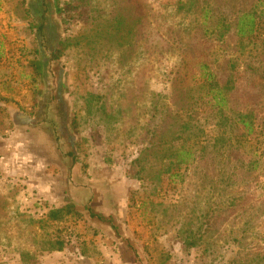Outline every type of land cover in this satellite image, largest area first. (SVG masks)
I'll return each mask as SVG.
<instances>
[{
  "label": "rangeland",
  "instance_id": "374dc122",
  "mask_svg": "<svg viewBox=\"0 0 264 264\" xmlns=\"http://www.w3.org/2000/svg\"><path fill=\"white\" fill-rule=\"evenodd\" d=\"M177 1L79 11L73 0H0V264H23L21 252L26 264H264V190L223 193L217 170L178 163L184 136L136 161L152 95L192 87L197 57L221 61L225 49L202 31L215 17L178 14ZM214 1L220 21L260 14L252 53L264 54V0ZM88 94L105 95L114 119L88 114ZM192 235L198 246L185 247Z\"/></svg>",
  "mask_w": 264,
  "mask_h": 264
},
{
  "label": "trees",
  "instance_id": "16d2710c",
  "mask_svg": "<svg viewBox=\"0 0 264 264\" xmlns=\"http://www.w3.org/2000/svg\"><path fill=\"white\" fill-rule=\"evenodd\" d=\"M73 1L80 11L88 9L93 0ZM214 3V0H183L176 3L178 14L202 16L205 21L215 17L216 20L209 21L202 31L204 35L209 34L222 43L225 49L220 55L221 61L210 59L212 55L209 54L196 58L197 63L193 68L197 70V75H192V87H173L169 96L162 93L152 95L149 121L143 127V136L147 138L143 145L146 147L140 152L145 156L136 161L140 163L147 159V152L160 154L166 145L184 136L188 146L179 152L181 159H177L178 163L190 165L202 162L207 169L205 175L211 168L217 170L216 183L223 193L234 189L238 182L264 190V181L261 180L264 178V54L252 53L255 47L253 35L260 14L254 13V10H243L233 19L220 21ZM41 32L42 27L37 26L38 38ZM231 37L235 38L232 47L226 41ZM56 58L58 55L56 57L53 52L49 61ZM256 81L258 83L254 84ZM86 99L88 114L100 112L104 120L114 119L102 101H106L105 95L88 94ZM166 101L172 107L161 109ZM205 125L209 128L206 133ZM201 134L203 140L200 139ZM245 146L247 160L238 168L232 163L238 161L237 155H241V149ZM219 156L221 167H213L214 158ZM229 164L232 166L227 168ZM258 207L255 210L264 216V206ZM70 210L69 205L51 210L48 220L61 221L71 213ZM211 211L209 209L204 216L209 218ZM199 240V237L192 235L184 241V245L197 247ZM51 250L61 251L62 244L57 246V242L54 243ZM19 258L23 264L33 259L23 252L19 253Z\"/></svg>",
  "mask_w": 264,
  "mask_h": 264
}]
</instances>
